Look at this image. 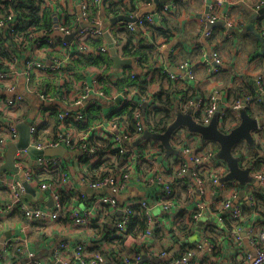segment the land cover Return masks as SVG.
<instances>
[{
	"label": "built area",
	"instance_id": "1",
	"mask_svg": "<svg viewBox=\"0 0 264 264\" xmlns=\"http://www.w3.org/2000/svg\"><path fill=\"white\" fill-rule=\"evenodd\" d=\"M101 1H83L79 3L78 17L72 23H67L64 17H55L50 28L37 31L30 25L20 29L21 23L15 18L16 0H1L0 6L6 7L7 14L0 19V30H5L4 35L0 33V50L8 53L2 42L5 37L10 51L8 55H0V168L6 163L8 146L19 142V124L28 125L29 139L27 148H18L13 155L14 171H0V192L6 194L5 199L0 196V222L7 224L13 214L23 219L21 235L0 247V264L10 263L13 243L27 247L23 235L32 224L46 221H67L101 240L92 245L85 241L75 244L60 241L50 249L49 259L36 257L35 252L20 248L18 253L25 254L26 264H220L226 254L242 264H264V227L254 221L246 223L242 205L235 203L237 192L241 190L246 195L247 204L255 209V197L260 195L256 185L264 189V126L257 122L251 132L254 143L250 157L242 149L235 148L233 151L239 168L247 171L251 180L240 189L237 180L226 182L229 173L227 165L218 159L217 148L211 142H204L199 135L191 134L183 127L178 128L170 137L173 153L169 155L159 142L143 138L144 135L164 132L148 129L146 122L149 120L146 115L142 117L139 110H135L133 132L121 124L119 117L107 118L112 111H121L131 104L151 110L157 103H153L152 93L138 98L135 90H115L111 76L114 64L109 69L103 66L99 73L90 68V74L83 80L74 81V71L69 68L72 55L93 53L96 56L109 55L112 59L116 54L123 59L118 53V42L112 38L114 29L146 31L148 27H159L162 16L176 7L168 2L153 13L141 15L134 22L103 28L102 23L92 20L89 15V6L97 7ZM203 3L205 11L200 20V38L192 44V49L198 54V62L183 61L178 65V73L161 66V79L185 85L195 82L196 66L206 70L207 77H216L221 71L219 53L211 42L214 27L210 26L219 20L227 29H238L242 24L233 22L229 17L222 20L217 17L216 7L220 6L221 0H203ZM260 7L258 5L256 9ZM106 34L112 39V50L105 41ZM68 37H71L70 40H66ZM146 37L153 43L148 34ZM90 40H101L102 43L93 49ZM50 49H60L63 54L46 55L45 52ZM135 70L129 71L128 76L134 78L140 75L150 81L151 75L146 69ZM104 71L106 84L102 83L100 76ZM40 76L57 79V95L52 97L46 87L32 89V81ZM22 83L24 89L19 92L18 86ZM66 83H72L74 92ZM255 84V95L244 91L236 99L231 98L228 91H215L206 99L198 96L187 101H183V94H178L175 116L188 113L203 127L208 126L216 116L217 130L228 134L238 126L239 112L252 110L255 102L264 98L263 78L258 77ZM104 86L110 95L105 92ZM103 104H110L111 110L105 113ZM35 105L45 115L56 113L60 127L54 137H47L50 133L48 122H29L31 111L37 108ZM95 108L100 111V121L91 125L86 133L76 135L77 127L88 122L89 112ZM228 111L234 112L237 120L227 118ZM100 131L104 133L103 137L99 136ZM101 140L107 142L106 147ZM137 141L139 143L134 145ZM58 147L73 154V163L80 171V183L96 196L89 198L73 185L69 166L63 158L33 156L29 152V149L41 152ZM115 156L121 157L113 168L117 173L107 172L95 180L88 178L91 170L88 166L107 159L114 161ZM162 161H165L166 167ZM58 172L61 173L60 178L55 183L39 182L36 178L38 174ZM23 183L38 193L49 194L51 207L30 205L24 199ZM129 186L146 191V197L119 202L118 196ZM61 193L77 196L63 203ZM213 196L217 198L215 207L208 202ZM203 217H211L216 223L205 221L198 240L190 242L189 237L195 233L197 221ZM135 219L144 222L143 229L137 230ZM227 221L232 223L228 225ZM95 225H106L108 230L97 234L92 229ZM180 226L184 229L182 232L177 230ZM111 241H118L119 245L111 244ZM245 241L251 252L245 249Z\"/></svg>",
	"mask_w": 264,
	"mask_h": 264
},
{
	"label": "crops",
	"instance_id": "2",
	"mask_svg": "<svg viewBox=\"0 0 264 264\" xmlns=\"http://www.w3.org/2000/svg\"><path fill=\"white\" fill-rule=\"evenodd\" d=\"M83 1L89 3V0H45L46 5H49L50 7L52 21H54L55 17L58 19H62V17H64L67 23H72L78 17V6L79 3ZM262 1L264 0H221L220 6L216 7L217 17L221 20L224 17H229L233 22H240L242 24L240 28L233 30L231 29L230 31L224 26V23L219 20L214 28H212L213 36L211 41L219 53L221 60V71L216 77H207L206 70L196 66L194 70V83H185V85H177L176 83L172 82L170 83L175 85L177 88L182 87L181 89H183L184 92L187 89L189 94L194 93L195 96L193 98L195 99L198 96L200 99H206L215 91L227 92V90L233 91L235 88H239L247 92L248 90L255 91L256 79L261 76L264 80V56L261 54V43L259 39L253 33L246 31L245 29L252 16L256 15V19H254L253 23L254 30L257 34H261L262 36V32H264V12L261 13L262 9L264 8V3L261 4ZM171 2L175 4L176 8L163 17L162 25H158L159 27H155L153 29L148 27L147 30L149 32L142 30V33L143 37L145 38L144 40L147 43L155 46V51L152 52V58H150L155 63V65L167 67L172 72L178 73V65L183 61L189 60L193 63L198 62V54L192 49V44L199 41L202 26L200 20L205 11V6L203 0H170L169 3ZM152 3L153 1L146 4L142 0H102L99 6H94L96 8L95 10L89 6V15L92 20L102 23V27L106 28L112 25L110 24L111 19L121 15L133 17L140 9L150 6ZM116 4H120L130 10L133 8V11L130 13H120L113 17H108L106 10L111 5ZM258 5L261 7L256 9ZM159 6L160 5H158L153 12L157 11ZM118 23H123V21H119L116 24ZM0 33L4 35L5 30H0ZM147 34L149 38H152L153 43L149 42L148 38L146 37ZM123 44L124 40H120L118 43L119 54ZM45 54L59 56L62 55L63 52L60 49H50L47 50ZM130 66L133 68L131 71H134V62H132ZM123 67L124 66H122L120 70L114 67L111 73L112 81L115 82V88L117 90H120V88H126V86H124V80H121L125 75L128 76L130 73V70H127ZM124 69L127 71H123ZM70 70H73V68ZM40 79H43L41 81V84H43L41 87H46V89H49V91H52V87L56 85L55 79L53 77L40 76L32 81V89H39L40 86L37 83ZM159 81L160 82L157 80H151L147 91L154 94L160 90L161 86L165 88L166 81L164 79H159ZM106 83H108L107 80ZM22 88L24 89L23 83L19 84L18 91L22 92ZM70 90L74 92L73 86H71ZM226 97L228 98V96ZM261 100V104L257 103L253 107L252 110L254 112H252L253 114L251 117L255 118L259 124L264 126V98ZM118 102V100L115 101V104L117 105ZM56 105L59 106L58 104ZM111 108L112 106L110 104H103V111L105 113H107L106 111H110ZM38 109L39 106L31 111L30 116L28 117L29 122L33 123L35 121H41L40 124L44 121L48 122L50 133L47 135V137H54L59 130L60 122L56 128L55 122L57 117L54 118L52 114L45 115V113H40ZM98 122H93L92 125L94 126ZM121 124L123 125L124 123L121 122ZM72 131L74 130L72 129ZM75 134L80 135L78 128L75 130ZM99 136L103 137L104 133L100 131ZM203 141L209 142L205 140ZM211 143L215 149L217 148L216 151L219 152V146L216 143ZM235 148L244 149L247 157H250L253 153V146L248 145L245 141H241L235 145L233 151ZM72 155V153L67 152V158L63 159V161L69 166V173L73 185L82 192H85L89 198L96 196L97 194L95 193H88L86 188L80 183V171L73 163ZM162 163L165 164V161H162ZM256 189L257 193L260 195L255 197V209L247 204L245 201L246 195L243 194L241 190L237 192L238 197L235 199V203H240V205H242V209L244 210L243 215L246 223L254 221L264 227V189L257 185ZM5 195L6 194L0 192V196H2L3 199H5ZM145 197L146 191H143L139 187L129 186L126 192L118 196V201L123 202L129 199H139ZM24 199L32 206L49 208L52 205L49 194L39 193V198L35 200L33 197L24 192ZM208 202L211 207H215L217 205V198L214 196L210 197ZM80 207H82V205ZM154 212L157 214L156 210H154ZM8 220L9 221L7 224L0 222V247L4 242H13L16 237L21 235L20 228L22 226L23 219L17 214H13ZM110 222V219H108L109 224ZM23 237L26 239L27 247H20L16 243H13L10 251L11 260L9 264L27 263L25 254L18 253L20 248L25 249L26 251L29 250L35 252V255H37L36 257H44L49 259L50 249L53 245L59 243L60 241H65L71 244L85 241L87 243L90 242L92 245L93 243H98L101 240L100 238L96 239L94 234H89V232L84 231L83 229L73 227L67 221H61L59 223L51 221L34 223L30 229L27 230L26 234L23 235ZM190 238L191 237H189V239ZM247 244L248 243L245 241V249L251 252V249ZM240 263L241 262L237 261L236 259H233V256L230 254H226V256L224 255V258H222L220 264Z\"/></svg>",
	"mask_w": 264,
	"mask_h": 264
},
{
	"label": "trees",
	"instance_id": "3",
	"mask_svg": "<svg viewBox=\"0 0 264 264\" xmlns=\"http://www.w3.org/2000/svg\"><path fill=\"white\" fill-rule=\"evenodd\" d=\"M146 4L150 3L151 0H142ZM1 4V0H0ZM7 4H12V3H7ZM91 7L95 10L96 8L91 5ZM160 6L158 7V9ZM133 11V8L130 10L126 7H123L120 4L116 5H111L107 10V16L108 17H113L118 14H124V13H130ZM15 13H16V21L20 22V29L25 27V25H30L35 28V30H44L48 29L53 25L52 21V14L49 5H46L45 0H16V6H15ZM6 7L0 6V19H4L6 17ZM125 16V15H124ZM131 17V16H129ZM164 16H162L163 18ZM114 26V25H113ZM150 29H153L152 27H149ZM149 32L148 30H146ZM112 38L119 43L120 40H124L123 47L121 48L120 55L124 59H130L132 62H134V68L136 69L135 71L138 70V68H144L148 71V73L151 75L150 81H146L142 78V76L137 75L134 78H131L130 76H127L126 78L122 79L121 81L124 80V86H126V89L129 91L135 90L136 91V97H144L146 95H149L148 87L151 83V80H157L158 82L160 78V66H156L155 63L150 59L152 58V52L155 51V46L148 44L143 37L142 31H129L127 29H114L112 31ZM169 38V37H168ZM167 38V39H168ZM3 45L7 49L8 53L10 49L7 47V39L4 37L2 39ZM212 42V41H211ZM89 43V41H87ZM102 43L101 40H90V46L95 49ZM8 53L4 52L3 50H0V55L5 56L8 55ZM73 59L71 60V64L69 65V68H73L74 75V81H81L83 80L84 77L87 76V74H90V68H95V70L99 73V70L102 69L103 66H106L107 69L112 67L113 61L109 57V55H101V56H96L93 53H87V54H73L72 55ZM70 68V69H71ZM123 68L130 70L133 69L130 65L129 66H124ZM106 74V71L100 73L101 76V81L103 84H106V78L104 77ZM55 79V78H54ZM43 79H40L39 82L37 83L40 87L41 81ZM165 80V79H164ZM165 88L161 86L160 90L157 93H154L152 95V101L153 103H157L156 106L152 107V109H142V107H138V104H131L122 109L121 111H112L110 115L107 116V118L110 117H119V121L123 122L126 129L129 130L130 132H133L135 130V110H139L142 113V117L146 115V118L149 120L146 122V126L148 129L154 130L157 133H162L166 130V128L170 125L172 122L175 114H176V105L177 102V95L178 94H183V101H187L191 98H193L195 95L194 93L186 91L184 92L183 89L177 88L175 85L171 84L169 80H165ZM56 85L52 87V91L47 90L48 93L51 94L52 97L57 95L58 91L57 89V79H55ZM66 86L70 89L72 86V83H66ZM105 87V86H104ZM122 88H120L121 90ZM105 92L110 95L111 93L109 90L105 87L104 88ZM117 90V89H116ZM117 90V91H120ZM231 98L236 99L238 96H241L244 94V91L235 88L233 91L232 90H227ZM248 93L250 95H255L256 91L254 90H248ZM261 101H256L255 105L257 103L261 104ZM254 105V106H255ZM102 112V108L100 109ZM250 116H252L253 110H247L246 111ZM52 116L56 118V113H52ZM227 118L230 120H237V116L234 114L232 111H228ZM100 111L99 109H92L89 112V118L88 122L85 125L78 126V132L79 134L86 133L88 128L92 125L93 122H98L100 121ZM55 126L57 128V125L59 123L58 120L55 122ZM73 126H75L73 124ZM103 144L107 145V142L105 140H101ZM104 150V149H103ZM163 151V150H162ZM112 155H114V152H112ZM121 161V157H116L115 160L112 161L111 159L105 160L103 163H96L93 165L88 166L89 167V172H88V178L90 180H95L97 179V176H102L104 174L108 173H117V170H113V168H116V162ZM86 164L87 161L85 162ZM60 172L54 173V174H38L36 176L37 180L39 182H50V183H55L58 182L60 178ZM99 176V177H100ZM174 188V186H173ZM76 194H69L66 195L65 193H61V199L63 203H68L72 199L76 198ZM81 205H83V201H81ZM134 223H136L137 230H141L144 228V222L135 219ZM232 223L231 221H227V224L230 225ZM96 224V222L94 223ZM92 229L97 233H104L108 230L107 226H93ZM178 231L182 232L184 229L182 226L178 227ZM111 244H114L116 246L119 245V242L111 241ZM116 250H120V248H115Z\"/></svg>",
	"mask_w": 264,
	"mask_h": 264
},
{
	"label": "water",
	"instance_id": "4",
	"mask_svg": "<svg viewBox=\"0 0 264 264\" xmlns=\"http://www.w3.org/2000/svg\"><path fill=\"white\" fill-rule=\"evenodd\" d=\"M170 0H153V3L145 8L140 9L135 17H127L124 15L117 16L111 19L110 24L114 25L119 21L123 22H134L136 18L140 17L143 14L152 13L158 5H163ZM264 12V8L261 13ZM254 19H256V15H253L249 21V24L246 27V31L253 33L261 43V54L264 56V37L261 34H257L254 30ZM55 21V19H54ZM216 25V24H215ZM210 26V27H214ZM231 31V29H229ZM233 30V29H232ZM71 37L66 38V40H70ZM105 40L108 44V47L112 50V39L109 35H105ZM112 61L115 68H120L122 66H128L132 64V60L130 59H121L118 55L114 54L112 56ZM240 122L236 128L230 131L228 134H222L217 130V121L218 118L215 116L210 124L206 127H203L197 124L190 114H180L178 113L175 116L173 122L169 125V127L162 134L158 135H144L143 138L149 139L151 141L159 142L161 147L164 149L166 154H172L173 150L170 147L169 140L171 135L178 128H185L191 134L199 135L203 140L216 143L219 146L218 159L222 160L228 167L229 173L225 178L226 181L231 182L232 180H237L239 182V188L243 189L244 184L250 182V178L248 172L242 170L238 166V159L235 158L232 154L233 148L235 145L240 143L241 141H245L248 145L252 146L254 141L252 138V131L257 126V120L252 118L246 111H240ZM28 125L27 124H19L17 126V130L19 131V142L14 145L10 144L8 146V151L6 153V163L0 168V171H14L13 168V155L18 148H27L29 134H28ZM139 141L134 143V145L138 144ZM29 152L33 156H46V157H61L63 159L67 158L66 150L63 147H58L55 149H46L44 151L38 152L32 149H29ZM23 190L26 194L33 197V199L37 200L39 198V193L29 186L27 183L22 184ZM86 191L90 194L93 193L90 189H86ZM210 221L212 223H216V220L211 217H203L196 223L195 233L189 239L190 242H195L198 240L199 231L201 226L205 221ZM59 264V263H58Z\"/></svg>",
	"mask_w": 264,
	"mask_h": 264
},
{
	"label": "rangeland",
	"instance_id": "5",
	"mask_svg": "<svg viewBox=\"0 0 264 264\" xmlns=\"http://www.w3.org/2000/svg\"><path fill=\"white\" fill-rule=\"evenodd\" d=\"M106 112H108V111H106ZM242 148H240V150H241ZM242 150H244V149H242ZM244 152H245V150H244Z\"/></svg>",
	"mask_w": 264,
	"mask_h": 264
}]
</instances>
